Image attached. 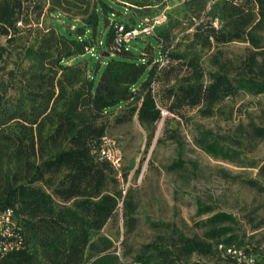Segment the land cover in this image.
<instances>
[{"label": "trees", "instance_id": "1", "mask_svg": "<svg viewBox=\"0 0 264 264\" xmlns=\"http://www.w3.org/2000/svg\"><path fill=\"white\" fill-rule=\"evenodd\" d=\"M154 1L0 0V38L5 39L0 63L6 62L8 47L25 40L21 61L28 64L19 75L24 77L19 96L9 95V86L0 88V214H12L10 235L0 237V264H260L242 248L235 219L225 212L201 223L202 238L166 226L169 237L144 245L131 261H120L111 240L100 234L119 204L127 216L134 211L116 191L117 170L103 153L109 114L126 107V120L116 118V123L136 114L141 125H153L162 118V102L171 112L198 108L202 117H210L228 97L264 94V0H182L197 21V45L238 41L251 47L237 66L215 59L217 69L207 73L196 56L167 46L158 50L153 65V56L133 58L130 50H113L118 27L130 30L143 23L136 12ZM122 9L130 12L128 19L120 16ZM45 14L76 28L54 22L41 29ZM163 38L168 41L169 34ZM107 48L113 55L104 52L100 65L97 55ZM90 49L96 58L81 64ZM130 100L136 106H128ZM250 132L264 140V128L251 124ZM198 145L209 156L239 159L236 150L207 134ZM245 183L264 191V165L257 179ZM211 211L197 202L198 216ZM218 247L222 260L192 259L213 256ZM228 248L236 253L227 254Z\"/></svg>", "mask_w": 264, "mask_h": 264}, {"label": "rangeland", "instance_id": "2", "mask_svg": "<svg viewBox=\"0 0 264 264\" xmlns=\"http://www.w3.org/2000/svg\"><path fill=\"white\" fill-rule=\"evenodd\" d=\"M143 13L146 16H141ZM162 13L166 15V21L156 27L152 35L130 42L133 58L143 53L146 59L153 56L152 65L156 64L158 50L167 46L170 51L196 56L207 73L217 69L213 64L215 59L228 66H237L251 49L247 43L238 41L216 47L197 45L193 39L197 21L182 0H157L150 9L136 12V15L143 22H151ZM129 14L122 9L120 16L128 19ZM40 21L41 29L54 22L70 31L76 28L75 23L66 24L53 14H45ZM166 33L169 39L165 42L163 34ZM261 36L264 39V31ZM0 44H5L4 38H0ZM20 44L27 45L25 40L20 43L17 40L8 47L6 62L0 63V88L9 86L11 96H19V89L24 84V77L19 75L28 68V64L21 61L23 47ZM106 51L108 57L113 55L110 48L100 52L97 55L100 65ZM87 53L80 58L81 64L86 65L91 58H96L92 49ZM92 71L89 67L87 73ZM203 81H207V76ZM136 104L128 101V106ZM161 107L168 115L153 125H141L136 114L128 121L116 123V118L126 120V107L115 110L105 120L103 149L119 160L115 165L116 191L134 206L133 213L127 216L124 206L119 204L102 229L100 234L112 242L111 252L120 261H131L144 245L159 237H169L166 226L174 227L188 237L202 238L205 228L201 223L213 213L225 212L235 219L232 226L242 248L264 264V191L245 183L257 179L258 167L264 165V140L254 138L250 132L251 124L264 128V94L241 92L228 97L216 106L210 117H202L198 108L184 107L171 112L165 102ZM206 134L236 150L239 159L230 162L206 154L198 145L201 136ZM175 163L177 167H170ZM198 201L212 211L198 216ZM221 250L218 247L213 256H193L192 259L213 263L224 258Z\"/></svg>", "mask_w": 264, "mask_h": 264}, {"label": "built area", "instance_id": "3", "mask_svg": "<svg viewBox=\"0 0 264 264\" xmlns=\"http://www.w3.org/2000/svg\"><path fill=\"white\" fill-rule=\"evenodd\" d=\"M166 21V15L161 14L158 17L154 18L151 22L145 21L141 23L138 26H135L134 28L130 30H124L123 26L118 27V32L120 33L119 36L115 40V45L113 47L114 51H121L124 50H130L129 44L132 40L138 39L142 36H149L153 34V31L156 27L159 25H162ZM162 118L166 115H168V112L166 110H161ZM106 155V158L113 164V166L117 165L118 159L115 158L110 154V152L107 150L104 152ZM11 211L7 210L0 214V237L2 236H8L10 235V218H11ZM227 254H235L236 251L232 250L231 248L226 249Z\"/></svg>", "mask_w": 264, "mask_h": 264}]
</instances>
